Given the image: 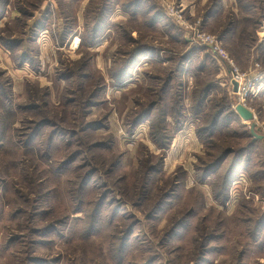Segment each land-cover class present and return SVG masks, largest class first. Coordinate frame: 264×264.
Returning a JSON list of instances; mask_svg holds the SVG:
<instances>
[{"label": "rangeland", "instance_id": "1", "mask_svg": "<svg viewBox=\"0 0 264 264\" xmlns=\"http://www.w3.org/2000/svg\"><path fill=\"white\" fill-rule=\"evenodd\" d=\"M234 66L264 0H0V264H264Z\"/></svg>", "mask_w": 264, "mask_h": 264}, {"label": "built area", "instance_id": "2", "mask_svg": "<svg viewBox=\"0 0 264 264\" xmlns=\"http://www.w3.org/2000/svg\"><path fill=\"white\" fill-rule=\"evenodd\" d=\"M215 50L218 51L217 49ZM232 69H231L233 73L232 80L235 84L239 86V91H238L239 94L244 96V98L247 96L260 94L261 90L264 87V83H263L264 76L262 74L258 73L247 76L239 72V69L237 70L235 66Z\"/></svg>", "mask_w": 264, "mask_h": 264}, {"label": "water", "instance_id": "3", "mask_svg": "<svg viewBox=\"0 0 264 264\" xmlns=\"http://www.w3.org/2000/svg\"><path fill=\"white\" fill-rule=\"evenodd\" d=\"M236 111L239 113V115L244 119V120H247V121H251L254 119V113L249 109L247 108L245 105L243 104H237L236 105ZM251 133L253 136H255V138H262V135H258L256 132H255V123H252L251 125Z\"/></svg>", "mask_w": 264, "mask_h": 264}, {"label": "bare ground", "instance_id": "4", "mask_svg": "<svg viewBox=\"0 0 264 264\" xmlns=\"http://www.w3.org/2000/svg\"><path fill=\"white\" fill-rule=\"evenodd\" d=\"M79 43H80V39L79 38H76V42H75L76 47L79 46Z\"/></svg>", "mask_w": 264, "mask_h": 264}, {"label": "trees", "instance_id": "5", "mask_svg": "<svg viewBox=\"0 0 264 264\" xmlns=\"http://www.w3.org/2000/svg\"><path fill=\"white\" fill-rule=\"evenodd\" d=\"M130 5V4H129ZM131 6H132V4H131ZM260 139V138H259ZM259 139L258 138H255V142L253 143V144H256V142H259ZM209 170H211V169H209Z\"/></svg>", "mask_w": 264, "mask_h": 264}]
</instances>
